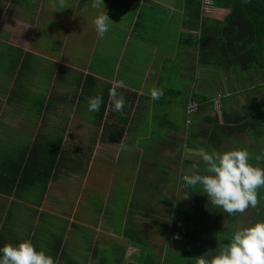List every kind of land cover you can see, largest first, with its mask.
I'll list each match as a JSON object with an SVG mask.
<instances>
[{"label": "crops", "instance_id": "crops-1", "mask_svg": "<svg viewBox=\"0 0 264 264\" xmlns=\"http://www.w3.org/2000/svg\"><path fill=\"white\" fill-rule=\"evenodd\" d=\"M91 4L92 0H63L61 7L60 0H0V165L14 164L21 155L18 151L35 140L46 146L56 142L63 149L59 167L46 187L30 186L35 181L31 177L10 194L0 193V246L27 239L57 264L62 259H68L65 264H83L72 257H91L98 245H111L121 255L128 252V264L140 257L134 259V251H152L146 233L135 224L136 213L148 216L135 210L137 199L145 201L150 193L164 191L166 185L186 189L182 161L200 160L199 152V158L185 154L191 150L186 140L209 130L205 115L221 120L223 112L240 110L249 95L235 69L225 72L201 66L197 48L180 45L181 32L188 31L182 26L183 0H103L97 9ZM103 10L113 23L100 39L92 20ZM5 17L16 22L13 30L25 37V50L22 43L16 45L20 40L10 42ZM111 46L117 49L105 61L104 51ZM24 52L30 53L25 64ZM2 70L8 77L1 76ZM255 72L258 70L250 71L257 82L262 71ZM219 74L224 76V92L216 84ZM86 75L91 78L86 79L87 95L82 99L79 94ZM118 81L124 82L116 88L125 100L120 112L114 111L109 97V89ZM256 86L252 89L260 95L262 89ZM154 87L163 90L158 100L150 96ZM193 95L208 99H202L203 111L198 108L187 126L186 103ZM95 96L102 97L100 109L105 106L100 121L98 112H88V99ZM150 113L164 137L145 151L138 145L142 138L139 128ZM177 117L182 119L180 124ZM115 145L127 146L121 149L120 158L118 152L113 157L111 149L104 148L115 151ZM162 150L176 156H163ZM6 171V166L0 169V177ZM118 181L124 183L122 192L127 197L121 226L115 230L104 211L117 207L113 197L121 191ZM99 188L103 200L95 204L91 193ZM128 218L145 244L136 245L123 236ZM88 236L95 242L89 249ZM168 248L177 250L176 245H164L161 251Z\"/></svg>", "mask_w": 264, "mask_h": 264}, {"label": "trees", "instance_id": "trees-1", "mask_svg": "<svg viewBox=\"0 0 264 264\" xmlns=\"http://www.w3.org/2000/svg\"><path fill=\"white\" fill-rule=\"evenodd\" d=\"M205 2L211 3L210 12L204 9ZM183 3L182 26L188 31L181 32L180 45L197 48L199 65L218 68L225 72L235 67L243 72L258 70L262 71L261 78L264 79V0H183ZM29 56V52L23 53L24 64L25 57ZM87 78L91 76L86 75L84 78L79 94L82 99L87 95L85 90ZM254 81L251 82L257 85ZM256 87L262 89L261 94L249 95L240 110L223 112L221 120L217 116L205 115L204 120L210 124L209 130L195 134L192 139L188 138L186 146L196 152H200L201 148L209 152L233 148L247 149L251 156L250 163L264 168V158L256 159L257 156L264 157V81ZM13 98L14 95L11 96V99ZM202 99L208 98L193 95L187 102L197 101L198 108L203 111ZM104 108L103 104L102 109L98 111L100 115L98 121L104 114ZM122 114L124 113L119 115L126 117ZM241 135H247L248 138L241 139ZM62 151L60 144L56 142L46 146L38 140L26 148H21L18 151L21 155L14 160V164L10 162V165L7 163L0 165V169H5L6 166L9 171H6L4 177H0V193L10 194L16 185L20 186L31 177L35 181L30 183V186L41 184L43 188L46 187L48 179L59 167ZM197 161L199 159H183L182 173L190 174L192 165ZM199 167L203 174L202 162ZM10 173L12 174L9 175ZM185 188L186 203L178 205L169 203L167 206L168 213L177 212L181 217L179 223L182 232L181 249L179 250L178 246L177 250L168 248V251L164 252L165 257L157 255L155 251H140V257L128 264H195L197 256L209 250L218 251L227 243L231 233L236 229L234 224H237L238 213L229 215L213 206L206 194L202 193L200 185ZM135 207L136 203L131 209ZM252 208L256 210V216L264 220V188L258 189V204ZM130 219H127L122 234L132 243L141 246L145 244V240L139 236ZM225 219L231 222L224 225ZM157 229L161 235L167 236L166 226L158 225ZM92 254L97 255V251H93Z\"/></svg>", "mask_w": 264, "mask_h": 264}, {"label": "clouds", "instance_id": "clouds-1", "mask_svg": "<svg viewBox=\"0 0 264 264\" xmlns=\"http://www.w3.org/2000/svg\"><path fill=\"white\" fill-rule=\"evenodd\" d=\"M63 7V0H60ZM103 5V0H92L94 9ZM97 37L102 39L113 23L106 11H100L93 18ZM124 82L118 81L109 89L114 111H123L125 100L118 95L116 88L123 87ZM163 90L152 88V100H158ZM102 97L88 99V111L98 112ZM200 160L192 165L190 174L182 176L185 186H202L210 203L232 215L242 213L247 208L258 204V189L264 188V168L250 163V153L247 149L233 148L231 150L211 152L201 148ZM264 157L257 156L256 159ZM203 163V174L199 167ZM178 238V237H177ZM0 264H57L51 255L43 249L37 250L30 240H22L16 245L0 246ZM195 264H264V220H258L247 226L236 228L218 251H207L197 256Z\"/></svg>", "mask_w": 264, "mask_h": 264}, {"label": "rangeland", "instance_id": "rangeland-1", "mask_svg": "<svg viewBox=\"0 0 264 264\" xmlns=\"http://www.w3.org/2000/svg\"><path fill=\"white\" fill-rule=\"evenodd\" d=\"M5 6H7V4H4V7ZM5 10L7 11V8ZM210 10L207 12H210ZM5 18H6V21H4L3 23H4V27L9 30L10 42L11 41L13 42L14 39L20 40V42H17L16 45H18V46L23 45V48L25 50L26 45L28 44L25 37L23 35L19 37L17 35V31L13 30L14 25H16V22L14 21L13 18L12 19L8 18V17H5ZM27 29L30 30L31 28H27ZM21 43H22V45H20ZM111 47L112 48H110L109 50L107 49L104 51L105 61L111 60L113 58L111 53H113L117 49V46H111ZM72 50L73 49H71V53H73ZM57 52L61 53V51H57ZM66 53L70 54V49H68V51H66ZM234 69L235 70H233V72L236 73L239 78L243 79V80H241V83L245 86V88H247L245 93L247 95H250V96L253 95V93L255 95H258V93L255 89H253V91H252V87L255 85V83L253 84L251 82L252 78L254 77V74L250 73V72H243L238 67H235ZM219 71H221V70H219ZM1 72H2L1 76L3 78L8 77L7 71L5 72L2 70ZM255 73H259V71L255 72ZM216 74H217V71H216ZM223 78H224V76L222 74H219L216 77V84L220 86L218 88V91H221V92H224V88L222 87L223 81H224ZM256 78H257V76H256ZM256 80L258 82L257 85L260 84V82L264 81V79L261 77L259 79H256ZM184 84H186V83H184ZM169 112L171 113L172 111H169ZM159 113L162 115L163 110L159 111ZM122 115H126V113H124ZM150 115H151V117L148 116V118H145L143 120V122L140 123V128H139V134H141L142 138H139V144L138 145L143 147L145 151L147 149L152 148L154 146L155 142L159 140V137H164L163 130H160L159 125L157 123H155V121L152 120V113H150ZM153 116L158 117L156 112H154ZM135 122H137V121L135 120ZM181 122H182V119L177 117L176 123L180 124ZM129 130H130L129 132H131L132 126H130ZM247 138H248L247 135H243V136L241 135V139L245 140ZM125 146L126 145H115V151H114L113 147H110V146H106L104 148H110L111 149L110 155L113 157H115L117 152H118V155H119L118 158H120V156L122 154L120 151H121V149H123V151H124ZM128 146H130V145H128ZM170 148H172V147L170 146ZM229 148H230V146H229ZM174 150L176 152L178 151V149H174ZM190 151H188V150L184 151V152H186L185 154L188 157H191V156L192 157L193 156L198 157L200 155L199 154L200 152L198 153L196 151H192V150H190ZM161 152L163 153V156H166L168 158L171 156L172 157L176 156V153L170 154L167 151L163 152V150ZM192 152H195L196 154H193ZM197 154H199V155H197ZM130 156L133 157V155H130ZM153 160H154V158H153ZM119 162H121V161H119ZM117 163H118V161H117ZM116 184L119 187V189L121 190L117 193H114L115 196L113 198H114V201L117 205L116 209H107V211H104L105 210L104 208L100 209V210H103L105 212V217L108 218V220L110 221L109 223L113 224V227H114L113 229H115V230H117V228H119L121 226V219L124 216V211H123L122 206H123V203L125 202V199L127 197V193L122 192V191H124L123 189L125 187L124 183L118 181V182H116ZM177 188H180L181 190L179 191V189H177ZM100 190H101V188L97 189V191L94 190L91 193L92 199L95 201V204L99 203L103 200L102 199V193L99 192ZM137 201L139 202V206L137 207V211L138 212L145 211L148 214V216L146 218V216H143L141 214L136 213L135 215H136L137 222L135 224L138 228H142L144 230V232L146 233L145 240H147V242L151 243L152 251H155L157 253V255H161V257H165V254H164L165 251H161L163 249L164 245H166V246L176 245V246H178V249L180 250L182 247V242H180V240L182 239V237H181L182 232H181V229L179 228V223H180L181 217L177 212L168 213V211H167L168 207L167 206L169 203H172L173 205L186 203L187 194L185 192V189L181 188L179 186L174 187L173 185H171V186L166 185L164 191L150 193L149 196H147L145 198V201L143 199L141 200V202L138 199H137ZM50 215H52V214H50ZM149 217H151V218H149ZM66 218H67V216H66ZM258 220H260V219L256 216V210L250 206L244 212L238 213L237 218H236L237 224H234V225H235V228H239L241 226H247L248 224H251V223L258 221ZM230 222H231L230 220L225 219L223 221V224L226 225V224H229ZM158 225H163V226H166L168 228V235L167 236L161 235L159 233V231L157 229ZM141 236H142V234H141ZM86 244H87V247L89 249L92 245L95 244V242L90 236H88V238L86 239ZM111 247H112L111 245H107L105 247H101L98 245L96 247V251L98 253L97 255H95V256L90 255L91 257H89V256L84 257L83 255H79L76 257L74 256L72 258L75 259L76 261L82 262L83 264H85V263L86 264H98L99 260L104 262V264H121V263L125 264L126 260H127L125 258V256H126V254H128V252L123 251V254L121 255L119 253V251H114V249ZM91 252L92 251H89L88 253H91ZM176 252L182 253L183 251H176ZM134 253H135L134 259H135L137 256H139L140 251H134ZM97 256H98L99 260H98ZM67 261H68V259L67 260L62 259L61 263L65 264V263H67Z\"/></svg>", "mask_w": 264, "mask_h": 264}, {"label": "built area", "instance_id": "built-area-1", "mask_svg": "<svg viewBox=\"0 0 264 264\" xmlns=\"http://www.w3.org/2000/svg\"><path fill=\"white\" fill-rule=\"evenodd\" d=\"M204 9L206 11L210 10V4L208 2H205ZM198 109V102L195 100H189L186 105V125L188 126L191 123L190 117L197 111Z\"/></svg>", "mask_w": 264, "mask_h": 264}]
</instances>
